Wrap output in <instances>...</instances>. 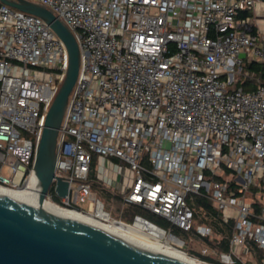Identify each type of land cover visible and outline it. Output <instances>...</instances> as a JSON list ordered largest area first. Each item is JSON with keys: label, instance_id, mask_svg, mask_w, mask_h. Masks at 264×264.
<instances>
[{"label": "built area", "instance_id": "1", "mask_svg": "<svg viewBox=\"0 0 264 264\" xmlns=\"http://www.w3.org/2000/svg\"><path fill=\"white\" fill-rule=\"evenodd\" d=\"M30 1L80 52L44 201L111 229L156 230L204 264H264V83L236 85L246 62L264 63L256 0ZM67 67L43 19L0 2V186L37 184L36 147Z\"/></svg>", "mask_w": 264, "mask_h": 264}, {"label": "water", "instance_id": "2", "mask_svg": "<svg viewBox=\"0 0 264 264\" xmlns=\"http://www.w3.org/2000/svg\"><path fill=\"white\" fill-rule=\"evenodd\" d=\"M0 2L43 19L68 51L66 74L46 113L35 152L38 202L29 205L0 195V264H183L42 208L54 176L58 129L78 75L79 47L71 30L43 4L30 0ZM56 185L58 194L64 195L67 182L57 178Z\"/></svg>", "mask_w": 264, "mask_h": 264}, {"label": "bare ground", "instance_id": "3", "mask_svg": "<svg viewBox=\"0 0 264 264\" xmlns=\"http://www.w3.org/2000/svg\"><path fill=\"white\" fill-rule=\"evenodd\" d=\"M37 178V177H36ZM38 179L37 184L32 185L26 189H12L4 186H0V195L8 197L13 200L21 201L29 205H36L38 202ZM42 208L53 215L60 216L62 218L71 220L73 222L98 228L107 233L123 238L128 242L150 250L172 260L178 261L183 264H204L193 257L187 255V253L181 250L180 243L177 240H165L161 239V233L154 230L152 233L158 234L157 237L138 232L121 225H117L111 229L104 224H100L88 215L81 214L73 209H66L43 200ZM134 232V233H131ZM136 232V233H135Z\"/></svg>", "mask_w": 264, "mask_h": 264}, {"label": "trees", "instance_id": "4", "mask_svg": "<svg viewBox=\"0 0 264 264\" xmlns=\"http://www.w3.org/2000/svg\"><path fill=\"white\" fill-rule=\"evenodd\" d=\"M242 14H247V11H243ZM242 73L244 72H248V75L247 77H242V76H239L237 82H236V85H241L243 86L244 88H252L256 82V79L258 81H260L261 83H264V63H261V62H258V61H255V60H252L250 62H246L243 66H242ZM197 205L200 206L202 205L203 206V209L205 210V212L207 214L209 213H213V214H216V211L215 209L212 207V204L209 200H201V199H198L197 200ZM197 206V207H198ZM159 220V223L162 224V225H166V223L161 220V219H158ZM202 222H211V223H215L216 224V220H214L213 218H203L201 219ZM175 233L178 232L177 229H174L173 230ZM131 233H134V232H131ZM136 233V232H135ZM224 247H227V245L224 243L223 244ZM214 264H220L218 261H214ZM234 264H240L239 262H236Z\"/></svg>", "mask_w": 264, "mask_h": 264}, {"label": "crops", "instance_id": "5", "mask_svg": "<svg viewBox=\"0 0 264 264\" xmlns=\"http://www.w3.org/2000/svg\"><path fill=\"white\" fill-rule=\"evenodd\" d=\"M252 19V28L264 31V0H256L255 5L248 10Z\"/></svg>", "mask_w": 264, "mask_h": 264}, {"label": "rangeland", "instance_id": "6", "mask_svg": "<svg viewBox=\"0 0 264 264\" xmlns=\"http://www.w3.org/2000/svg\"><path fill=\"white\" fill-rule=\"evenodd\" d=\"M2 174L3 175H6V171L5 170H3L2 171ZM97 190H98V188H96ZM99 195H100V197L103 199V201H104V203H105V207H106V209H108V210H110V212H111V214L113 215V216H115V217H119V202L118 201H114V200H111L110 199V196H109V193H107V192H100L99 191ZM177 234L180 236V237H182V238H184L185 237V233L184 232H181V231H178L177 232ZM189 246L190 245H188V244H185V249L187 248H189ZM176 247L178 248H180L181 250H183V251H185L183 248H181L180 246H177L176 245ZM188 255V254H187Z\"/></svg>", "mask_w": 264, "mask_h": 264}]
</instances>
